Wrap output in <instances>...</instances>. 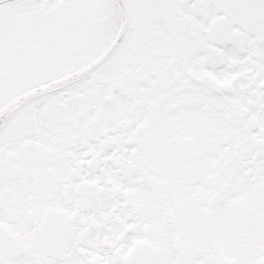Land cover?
<instances>
[{
    "label": "snow or ice",
    "instance_id": "snow-or-ice-1",
    "mask_svg": "<svg viewBox=\"0 0 264 264\" xmlns=\"http://www.w3.org/2000/svg\"><path fill=\"white\" fill-rule=\"evenodd\" d=\"M0 264H264V0H0Z\"/></svg>",
    "mask_w": 264,
    "mask_h": 264
}]
</instances>
